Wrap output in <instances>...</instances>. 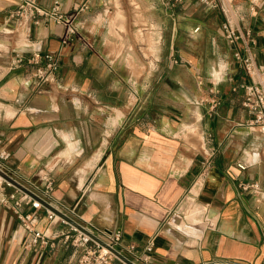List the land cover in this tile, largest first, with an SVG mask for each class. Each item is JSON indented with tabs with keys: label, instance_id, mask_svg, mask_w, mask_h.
<instances>
[{
	"label": "crops",
	"instance_id": "obj_1",
	"mask_svg": "<svg viewBox=\"0 0 264 264\" xmlns=\"http://www.w3.org/2000/svg\"><path fill=\"white\" fill-rule=\"evenodd\" d=\"M19 1L0 0V154H8L0 166L23 183L49 177L52 198L120 231L119 249L135 264H264V134L245 124L248 76L232 56L236 49L264 67V0H220L242 36L232 45L223 13L203 0L199 14L165 13L168 27L147 16V0H36L75 15L67 43L63 22L11 17ZM155 1L165 12L197 4ZM19 51L39 64L13 63ZM45 53L59 65L39 81L33 71ZM252 183L262 199L242 188ZM10 193L21 196L14 185L0 191V264H76L63 237L69 225L44 209L35 226L47 244L25 245Z\"/></svg>",
	"mask_w": 264,
	"mask_h": 264
},
{
	"label": "built area",
	"instance_id": "obj_2",
	"mask_svg": "<svg viewBox=\"0 0 264 264\" xmlns=\"http://www.w3.org/2000/svg\"><path fill=\"white\" fill-rule=\"evenodd\" d=\"M203 2L206 3L210 8H219L223 13L224 20L220 25V29L225 40L231 45L235 44L238 40H241L242 36L239 30L234 27L231 19L228 16V11L225 8L224 4L221 3L220 0H203ZM35 14L53 18L57 22L64 23L65 29L61 38L62 43H67L77 35L78 26L75 22V15L70 14L65 17L64 14L60 11L58 2H54L49 10H44L37 5L36 0H20L16 9L13 10V13L10 14V16L21 17L23 15H26L27 17H32ZM246 42H244V45L246 44ZM244 49L248 52L247 45H245ZM232 56L236 62H239L243 65L244 70L248 76V81L241 84V88L243 89L241 105L252 115L248 120H246L245 124L247 125L248 129L257 130L260 133L264 134V67L256 65L250 55L243 56L236 49L233 51ZM39 58L40 56L34 55L33 57L26 59L23 52L19 51L15 53L13 63L21 64V62L26 59L28 64H39ZM41 58L44 59L45 63L44 65L38 66V68L36 69V76L40 78V81H44L54 75V72L58 68L59 60L55 55L51 53H45L41 56ZM7 155L8 154L6 153H1L0 157L5 158L7 157ZM237 166L240 169L245 168L244 164H238ZM0 171L15 179L10 171L3 169L1 166ZM18 182L21 183L25 188H27L32 194L26 193L19 189V191L21 192L20 197H16L14 193H10L7 195V197H5V201L6 199H10L13 201L12 209L20 220L21 224L29 233L28 241L25 243L27 247L36 244L45 245L48 242L49 236L44 232L37 230L35 226V211L44 209L46 212V217L50 222L55 219L69 225L70 230L63 233V237L64 242L69 243L74 247V249L77 250L75 259L76 264H112L114 260L119 261L121 264H126L115 254H113L109 249H116L118 252L123 254L119 249L121 243L120 231L99 228L93 225L91 222L82 221L81 216L80 214H78L75 207H69L55 201L51 195L53 183L49 177L44 174L38 173L36 175V181H28L27 183H23L20 181ZM37 182H43L42 187ZM5 186H12V184L0 174V191H2L3 187ZM242 188L250 189L253 193L259 194V198H263L261 193L257 191L258 187L256 183L242 185ZM42 201L48 203L52 207L56 208L57 210L77 222L86 231L101 239L105 243V245H101L89 234L69 224L66 220L53 213V211L43 205ZM22 205H30L32 211H22ZM262 243L264 246V233H262ZM132 248L133 247L130 246L128 249L131 250ZM151 248L152 242L150 241L146 247V250L150 251ZM143 259H148V256H145Z\"/></svg>",
	"mask_w": 264,
	"mask_h": 264
},
{
	"label": "rangeland",
	"instance_id": "obj_3",
	"mask_svg": "<svg viewBox=\"0 0 264 264\" xmlns=\"http://www.w3.org/2000/svg\"><path fill=\"white\" fill-rule=\"evenodd\" d=\"M162 1L165 4H167V5H170V2H171V0H162ZM196 2H197L196 6L193 5V7H191V8L190 7L186 8V6H184V7L183 6H179L177 8L175 6H167V11L165 12L164 8H160V7H158L156 5L157 2L155 0H147L146 1V6H145L146 14H147V16H149V18H151L153 20H156L159 23H163V24H165L168 27V22H167L166 18L164 17L165 13L169 14L170 10H173V12H176V13H179V14L185 13L186 11H191L193 13L199 14V13H201V6H200L201 5V1L200 0H196ZM179 3H180V1H179ZM160 9H162V11ZM212 9H216V8H212ZM154 24L155 23H147L146 27H149L150 25L153 26ZM130 25H131V28L134 25H135L134 28H136L137 23L135 22V23H133V25H132V23H130ZM140 26H141V24H140ZM146 31H148V30H146ZM145 41L147 42V45H146L147 48H146L143 56L146 58V60H148V61L151 60L152 61L153 60V56H154V54H153L154 47H153V44H152V40L150 38L146 37ZM187 42H188V44L190 43L189 41H187ZM185 43H186L185 40H183V44H185ZM192 44H193V46H192L193 54L196 57V56H198V54L200 52V49H201V45L200 44L201 43H200V41L194 40ZM197 59H199V58H197ZM21 64H23V62H21ZM205 64H208V61L205 62ZM37 68L38 67H35V69L33 71L35 73L33 77L37 78L40 81V78H38V76H36L37 75V70H36ZM201 72L203 73V71H201ZM201 76H203V75H201ZM196 92H197V90H196V87H195L194 88V93L196 94Z\"/></svg>",
	"mask_w": 264,
	"mask_h": 264
},
{
	"label": "water",
	"instance_id": "obj_4",
	"mask_svg": "<svg viewBox=\"0 0 264 264\" xmlns=\"http://www.w3.org/2000/svg\"><path fill=\"white\" fill-rule=\"evenodd\" d=\"M0 174L8 181L11 182L12 185H14L15 187H17L18 189L32 194L27 188H25L21 183H19L18 181H16L15 179L11 178L9 175H7L6 173L0 171ZM43 205L46 206L47 208H49L51 211H53V213H55L56 215L60 216L61 218H63L64 220H66L69 224L77 227L78 229L84 231L85 233L89 234L93 239H95L96 241H98L101 245H105V243L99 239L98 237L94 236L93 234L89 233L88 231H86L81 225H79L77 222H75L74 220H72L71 218H69L68 216H66L65 214H63L62 212H60L59 210H57L56 208L52 207L51 205H49L48 203L42 201ZM110 251L115 254L118 258H120L122 261H124L126 264H135L134 262H132L130 259H128L127 257H125L123 254H121L120 252H118L116 249L113 248H109Z\"/></svg>",
	"mask_w": 264,
	"mask_h": 264
}]
</instances>
